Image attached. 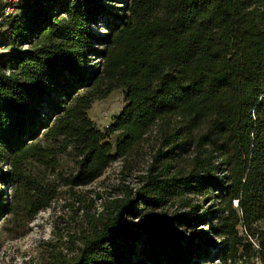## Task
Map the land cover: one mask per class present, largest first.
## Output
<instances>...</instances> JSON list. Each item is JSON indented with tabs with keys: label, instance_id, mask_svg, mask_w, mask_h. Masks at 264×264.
Wrapping results in <instances>:
<instances>
[{
	"label": "trees",
	"instance_id": "trees-1",
	"mask_svg": "<svg viewBox=\"0 0 264 264\" xmlns=\"http://www.w3.org/2000/svg\"><path fill=\"white\" fill-rule=\"evenodd\" d=\"M109 1L32 0L0 31L13 48L0 62V220L13 212L8 184L33 218L58 181L87 186L120 161L124 179L144 166L139 186L69 264H132L139 242L143 264H190L210 256L211 233L219 264H264V0ZM118 89L125 107L100 130L88 113Z\"/></svg>",
	"mask_w": 264,
	"mask_h": 264
},
{
	"label": "rangeland",
	"instance_id": "rangeland-1",
	"mask_svg": "<svg viewBox=\"0 0 264 264\" xmlns=\"http://www.w3.org/2000/svg\"><path fill=\"white\" fill-rule=\"evenodd\" d=\"M127 0H110L109 7H123ZM5 0H0V5ZM19 14V12H17ZM111 22V19H110ZM117 22V19H112ZM108 30V20L103 19L100 24L92 27L96 36H103ZM0 47V62L3 56L11 52V46H5L2 41ZM94 62V61H93ZM125 107V92L122 89L114 91L108 98L97 101L89 111V118L95 126L104 130L108 127ZM118 136H113L114 144ZM63 177L68 176L73 169V159L63 155L59 160ZM144 170L122 176V163L114 162L95 182L74 189L58 181L59 190L51 207L31 217L25 204L26 195L22 190L16 191L15 185L8 184L6 188L7 203L12 213L0 220V264H69L79 253L83 236L89 234L90 228L97 224L102 216L110 209L115 201L124 199L128 190H135L139 186L138 176ZM16 192L17 195H16ZM174 209L168 208L167 212ZM160 210L141 212L139 218H129L134 228H144L151 223L154 215L159 216ZM209 230V225L203 224L193 229L187 227L182 232L195 238L200 232ZM210 256L193 257L190 264H219L218 254L223 245L219 236L214 233L207 238ZM147 244L140 242L132 257V264H143ZM256 264H261L259 261Z\"/></svg>",
	"mask_w": 264,
	"mask_h": 264
},
{
	"label": "built area",
	"instance_id": "built-area-1",
	"mask_svg": "<svg viewBox=\"0 0 264 264\" xmlns=\"http://www.w3.org/2000/svg\"><path fill=\"white\" fill-rule=\"evenodd\" d=\"M32 0H5L3 7L0 9V31L3 30L11 18L19 11V9ZM0 37V42H1Z\"/></svg>",
	"mask_w": 264,
	"mask_h": 264
}]
</instances>
